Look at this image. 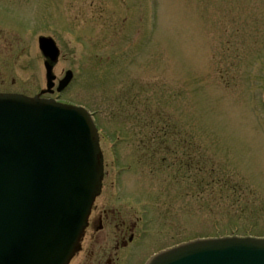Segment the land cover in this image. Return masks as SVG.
<instances>
[{"label": "rangeland", "instance_id": "obj_1", "mask_svg": "<svg viewBox=\"0 0 264 264\" xmlns=\"http://www.w3.org/2000/svg\"><path fill=\"white\" fill-rule=\"evenodd\" d=\"M40 36L60 49L57 81L74 72L51 97L86 105L107 133L127 137L118 146L122 195L141 201L149 223L126 264L236 228L264 235V0H0V92L46 89ZM101 148L96 214L115 210L130 227L133 212L113 202L111 156ZM182 150L202 160L203 180L179 174ZM101 227L103 251L87 263L124 264L130 241L117 253L119 230ZM89 239L70 264L84 259Z\"/></svg>", "mask_w": 264, "mask_h": 264}, {"label": "water", "instance_id": "obj_2", "mask_svg": "<svg viewBox=\"0 0 264 264\" xmlns=\"http://www.w3.org/2000/svg\"><path fill=\"white\" fill-rule=\"evenodd\" d=\"M40 47L56 60L51 39H41ZM46 66L50 83L52 66ZM100 155L84 111L0 95V248L8 247L0 264L70 262L101 191ZM152 264H264V240L195 242Z\"/></svg>", "mask_w": 264, "mask_h": 264}, {"label": "flooded vegetation", "instance_id": "obj_3", "mask_svg": "<svg viewBox=\"0 0 264 264\" xmlns=\"http://www.w3.org/2000/svg\"><path fill=\"white\" fill-rule=\"evenodd\" d=\"M124 207V206H122ZM105 208V206H104ZM129 211V210H128ZM117 212L115 210H110V209H105L102 212H99L96 214V210L94 209L93 213H92V217L90 220V227L88 230L89 236H90V243L88 244V248L87 251L85 253L84 259L79 263V264H88L87 260L88 257L92 256L95 251L97 252H101L103 251V247H99L102 246V240H100L99 238H101V233H99V231H102V225L104 226V224L108 223V225H115V229L119 230V234H117L118 236V240L116 245L114 246V250L118 253L119 251L122 252V248H120L119 245H126L127 244V239L128 240H132L133 236L130 235V237L128 238V233L131 232L132 228L135 226L134 225V218H131V221L129 222L130 227L128 226V222L126 220H122L119 217L116 216ZM136 224V223H135ZM129 227V228H128ZM88 237V234L86 235L85 241ZM131 238V239H130ZM120 239V240H119ZM106 240V239H104ZM98 246L99 249H96ZM125 247V246H124ZM126 249V248H124ZM123 249V252L125 251ZM92 250V251H91ZM100 258H97V261H99ZM94 264H112L111 260H106V263L103 262H95Z\"/></svg>", "mask_w": 264, "mask_h": 264}, {"label": "trees", "instance_id": "obj_4", "mask_svg": "<svg viewBox=\"0 0 264 264\" xmlns=\"http://www.w3.org/2000/svg\"><path fill=\"white\" fill-rule=\"evenodd\" d=\"M165 130H170V127H167ZM162 135H165V134L162 133ZM160 138H163V136H160L159 139ZM185 154H186V152H184V150H182V152H181V156L183 157L182 160L177 159L180 162L181 165L183 164V161L185 160V158H184L185 157ZM200 161H202V160L197 159V158H192L191 155H190V157L188 159V162L190 163L189 168H188V171L192 173L191 176L194 179H196V180L197 179H202L203 180V176H204L203 173H206V171L202 167V164H204V163H201ZM209 171H211V173H212V172L215 171V169L209 170Z\"/></svg>", "mask_w": 264, "mask_h": 264}]
</instances>
